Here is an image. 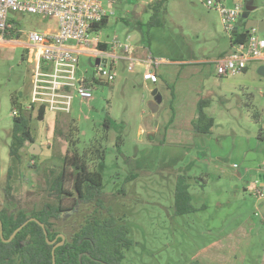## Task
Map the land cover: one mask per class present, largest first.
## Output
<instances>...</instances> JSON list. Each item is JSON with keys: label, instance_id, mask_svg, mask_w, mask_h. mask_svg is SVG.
I'll return each mask as SVG.
<instances>
[{"label": "rangeland", "instance_id": "374dc122", "mask_svg": "<svg viewBox=\"0 0 264 264\" xmlns=\"http://www.w3.org/2000/svg\"><path fill=\"white\" fill-rule=\"evenodd\" d=\"M240 1L245 6L251 2L255 7L250 18H264V0ZM132 3L135 5L114 4L115 14L98 32L101 40L117 39L132 46H144L156 59L168 61L217 59L233 52L218 13L209 10L204 0H168L157 14L160 27L150 31L147 41L135 29V23L149 22L154 1L132 0ZM10 18L23 32L20 36L23 41L32 32L56 28L52 18L23 13L10 14ZM243 24L238 26L242 28ZM28 55L29 49L17 44L0 47V210L31 215L46 204H56L54 179L63 167L72 172L74 151L82 154L92 143L101 141L105 137V121H110L111 129L102 143L106 149L103 206L79 202L69 179L65 190L70 194L63 197L67 211L55 221L53 231L68 237L78 232L88 218L104 221L113 216L117 223L129 227L132 241L124 249L122 264H192L199 252L250 217L257 227L244 264H262L264 225L261 218L264 217H255L260 206L257 208V198L248 191L262 175L258 170L261 171L264 159V78L255 66L242 74L220 77L216 64H210L203 81L188 84L192 90L178 94L179 99L199 95L209 100L206 111L214 118L215 126L210 135L212 146L203 154L206 165L198 161L199 152L167 146L161 140L172 118V95L166 87L172 83H148L145 88L141 75L128 72L127 63L119 61L115 82H93L94 99L87 103L75 97L70 114L52 112L44 120L34 113L27 114L34 144L41 148L35 158L37 167H33L30 155L33 144L22 150L19 162L10 157L9 148L15 123L12 112L18 108L11 98L21 94V108L29 102L33 89V64L28 62ZM79 70L89 80L96 77L87 55H81ZM155 88L163 97L157 114L147 106ZM153 125L160 126L162 132L150 142L147 130ZM140 129L144 130L143 134ZM216 165L220 170L214 169ZM89 168L97 170L98 161L92 158ZM224 170L228 172L222 173ZM180 175L189 177V192L195 208L207 203L212 205L215 199L223 197L224 207L232 214L221 229L209 230L195 214L176 215L174 191Z\"/></svg>", "mask_w": 264, "mask_h": 264}, {"label": "built area", "instance_id": "2783aa9c", "mask_svg": "<svg viewBox=\"0 0 264 264\" xmlns=\"http://www.w3.org/2000/svg\"><path fill=\"white\" fill-rule=\"evenodd\" d=\"M117 0H0V47L12 44L29 49L28 62L32 68V92L29 102L12 112L14 118L22 111L29 113L35 107H46L48 113L70 114L75 97L89 103L93 97V82L111 84L117 79V64L127 63V71L135 73L143 67V80L157 84L163 60L156 59L150 49L143 57L136 55L137 48L130 44L103 41L93 32V25L115 14ZM209 10L218 13L224 33L231 37L238 27L245 5L240 0H204ZM23 13L56 21L55 29L32 32L25 41L10 18V14ZM239 28V27H238ZM239 30V29H238ZM72 45H69L71 44ZM100 45H106L104 49ZM234 55L216 62L220 77L244 73L250 62L264 61V38L252 28L246 45H235ZM81 55L90 57L96 77L89 80L80 73ZM100 59L98 65L95 61ZM24 108V109H22ZM34 165V161L31 162ZM264 175V163L262 167ZM249 193L264 200V180L255 179Z\"/></svg>", "mask_w": 264, "mask_h": 264}, {"label": "trees", "instance_id": "16d2710c", "mask_svg": "<svg viewBox=\"0 0 264 264\" xmlns=\"http://www.w3.org/2000/svg\"><path fill=\"white\" fill-rule=\"evenodd\" d=\"M151 1H154V3L151 6L152 16L149 22L143 24L136 21L135 23V29L141 32L144 40H149V33L153 28L160 27L157 14H159L161 9L165 8L168 2V0ZM117 2L124 3L127 6L135 5L132 0H117ZM249 5H251V2ZM121 20L128 24L125 18L121 17ZM241 22H244L242 28L239 26L238 32L230 37L232 46L246 45L248 42L249 34L245 30L246 21L241 18L239 23ZM108 23L109 19L107 18L100 23L94 24L93 32L98 33ZM145 28L147 29L144 32ZM105 47L106 45L99 46L101 49ZM247 69L244 72H247ZM158 78V82L162 80V83H167L165 77L159 73ZM166 87L171 90L172 95L171 109L173 114L167 125L169 126L174 121L176 95L173 85L167 83ZM20 97L21 94L17 93L11 98L13 105L18 108L21 106L19 104ZM208 107L209 100L200 98L197 104L196 116L192 122L195 135L210 136L212 134L215 120L207 114L206 109ZM33 113L37 115L38 119L44 120L48 110L44 106L35 107L33 111L29 112L30 115ZM27 114L22 111L19 117L14 118L15 123L11 130L10 157L17 162L21 160L22 150L34 144L30 128V117H27ZM110 123V121H105V137H102L101 141L92 143L82 154L74 151L71 173H68L66 168L63 167L56 176L52 186L57 199L56 204H46L44 208L35 211L31 215H27L23 211L0 210V221L3 226V238L0 235V264H53L52 250L54 246L48 244L43 229L36 222H29L11 242L6 241L24 223L35 218L46 226L49 241L56 240V244L60 243L62 238L59 237V233L53 231V227L55 226V221L60 220L62 214L67 211V208L63 206V197L66 194H70L65 190V184L69 179H72L73 190L79 202L83 204L96 203V207L103 206L101 197L104 186L103 171L105 168L106 149L102 143L107 140L108 132L111 129ZM163 143H165V136ZM73 147L76 149V145ZM35 158L36 156L31 155L33 161ZM92 158L98 161L99 170L92 171L89 168V162ZM66 160L67 157L64 158V162ZM33 167H37L36 164ZM11 173L12 169H9V174ZM188 179L189 177L186 175H180L177 178L174 207L178 216L192 214L196 211L192 204ZM66 239L65 244L56 249V264H122L125 258L124 249L132 245V241L129 239V227L117 223L114 217L104 221H100L95 217L88 218L78 232L68 236ZM192 264L200 263L193 260Z\"/></svg>", "mask_w": 264, "mask_h": 264}, {"label": "crops", "instance_id": "0c3cea01", "mask_svg": "<svg viewBox=\"0 0 264 264\" xmlns=\"http://www.w3.org/2000/svg\"><path fill=\"white\" fill-rule=\"evenodd\" d=\"M247 6H250L253 9H255L253 5H247ZM230 45L233 51L231 55L221 56L217 59H205V60H189V61L163 60V65L161 66L158 72L161 76L165 77L166 81L171 82L172 85L176 87L175 95L177 97L175 98V102H174V112H175L174 121L171 125L167 126L169 123L166 125L167 128L166 127L164 128L163 130L164 133L161 140L163 141V138L165 136V143L167 146L183 147L184 149H188V150L193 149V151L199 152L201 156L198 161L204 164L206 158H204L203 154L209 152L208 150H210L213 140L210 138V136L209 137L198 136L194 134L192 122L196 116L197 104L200 97L199 95H196L195 97L192 98L190 96H185V97L182 96L179 99L178 94H181L182 91L190 90L191 88L188 86V84L198 81L199 79L203 81L202 78L205 77L206 74L210 71V64L213 63L216 64V62L220 59L233 56L234 48L231 44V40H230ZM139 46L140 45L136 46L137 48L136 55L138 57H143L146 53V50H148L149 48L144 46L142 47ZM141 51H144L143 52L144 54ZM263 65H264V61L250 62L247 71L253 66H255L258 69L260 66ZM137 68L140 69V72L138 71L135 73L141 75L142 77V72L144 68L143 67H137ZM142 81L145 88H147L149 82L144 81L143 77H142ZM177 84H179L178 89H177ZM153 91L154 89L152 90V92ZM162 103H163V97H162V102L159 105L158 112L160 111ZM161 132H162V128H160V126L158 125H153L152 127H149L147 130L148 133L147 136L150 142L155 141L157 136L160 135ZM143 133L144 130L140 129V134ZM262 163H264V159ZM207 165L210 167L209 162L207 163ZM214 169L220 170V167L216 165L214 166ZM258 171L262 173V169L261 171L260 170ZM227 172L228 171L222 173H227ZM247 172H249V170H247ZM260 175L256 179H259ZM238 177L241 178L242 177L241 174H238ZM220 198L221 199H217V200L215 199L212 205L207 203V204H203L201 208L198 209L195 208L196 211L192 213L198 216V219H200L202 222H205L209 230L221 229L223 227L224 222L227 220L230 214H232L229 213L230 211L226 207H224L225 202L223 200V197ZM256 202H257V208L258 205L260 206V208H258V210L256 211L255 217L258 218L262 216L264 217V200L256 199ZM217 207H219V209H217ZM261 223L264 225V218H261ZM256 227L257 225L253 219H251L250 217L245 218L230 234H228L227 236L220 239L213 245L199 252L195 256L194 260L199 261L200 264H244L245 257L250 249V241ZM262 264H264V259L262 261Z\"/></svg>", "mask_w": 264, "mask_h": 264}, {"label": "water", "instance_id": "95a60500", "mask_svg": "<svg viewBox=\"0 0 264 264\" xmlns=\"http://www.w3.org/2000/svg\"><path fill=\"white\" fill-rule=\"evenodd\" d=\"M254 9L250 6H246L245 7V11L244 13L241 15V18L244 19L246 21V25H245V30L246 32L249 34L250 30L252 28H256L258 33L263 35L264 34V18L262 19H258V18H250V14ZM238 27H236L233 31V34H236L238 32ZM100 62V59H97L95 61V64L98 65ZM258 74L264 78V65L260 66L258 68ZM152 99L149 100V102L147 103L148 108L150 109V111L153 114H157L158 110H159V105L162 102V95L159 92L158 88H155L154 91L152 92ZM0 111H1V103H0ZM41 152V148L37 145V144H33L32 147L30 148V155L32 156H38ZM260 179L262 178L264 180V175H260L259 177ZM29 222H36L38 223L41 228L44 231V234L46 236V240L48 242L49 245L54 246L53 250H52V256H53V264H56V258H55V252L56 249L63 246L66 242V237L64 235H59V237L62 238V241L58 244H56V240L55 241H49L48 239V231L46 229V226L39 222L37 219L32 218L29 221H27L26 223H24L21 227H19L14 233L13 235L10 237L9 240H7L6 242H11L15 236L29 223ZM0 235L3 238V226H2V222L0 221Z\"/></svg>", "mask_w": 264, "mask_h": 264}, {"label": "flooded vegetation", "instance_id": "af4514ba", "mask_svg": "<svg viewBox=\"0 0 264 264\" xmlns=\"http://www.w3.org/2000/svg\"><path fill=\"white\" fill-rule=\"evenodd\" d=\"M32 161H33V160H32ZM32 161H31V162H32ZM35 164H36V162H35V160H34V165H35ZM31 165H32V164H31ZM34 165H32V166H34ZM111 217H113V216H111ZM64 236H65V235H64ZM65 237H66V236H65Z\"/></svg>", "mask_w": 264, "mask_h": 264}]
</instances>
